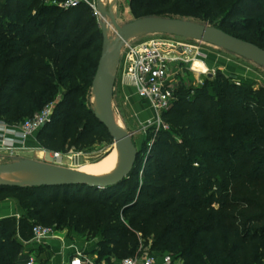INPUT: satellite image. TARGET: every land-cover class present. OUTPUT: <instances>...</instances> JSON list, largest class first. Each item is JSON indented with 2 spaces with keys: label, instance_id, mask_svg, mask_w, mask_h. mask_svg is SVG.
Masks as SVG:
<instances>
[{
  "label": "trees",
  "instance_id": "16d2710c",
  "mask_svg": "<svg viewBox=\"0 0 264 264\" xmlns=\"http://www.w3.org/2000/svg\"><path fill=\"white\" fill-rule=\"evenodd\" d=\"M16 1L21 9L7 19L0 0V121L21 125L62 85L66 97L37 135L42 147L61 153L71 142L79 150L113 142L78 102L103 48L93 10ZM170 1L132 0L131 8L140 16ZM177 2L200 3L220 29L264 48V0ZM39 4L37 14L23 12ZM162 121L169 128L157 132L145 158L140 150L134 173L109 188L0 185V203L16 199L25 210L0 219V264L27 263L23 248L35 224L100 235L99 257H135L151 242L154 253H174L184 264H264V89L222 75L201 88L182 83Z\"/></svg>",
  "mask_w": 264,
  "mask_h": 264
},
{
  "label": "rangeland",
  "instance_id": "374dc122",
  "mask_svg": "<svg viewBox=\"0 0 264 264\" xmlns=\"http://www.w3.org/2000/svg\"><path fill=\"white\" fill-rule=\"evenodd\" d=\"M131 1L132 0H105V10L110 11L111 5H113L114 14L120 25H124L130 21L146 16H161L196 21L206 24L210 27L220 29L219 25L221 20L205 18L203 7L198 2L184 7L179 5L177 0H172L159 8L146 9L141 13L140 16H136L132 11ZM1 2V12L4 18L13 19L16 16L18 10L21 9L20 7H18L19 3L16 0H13L11 2L9 8H7V0H1ZM53 2L54 0H50L45 1L44 3L51 5L53 4ZM42 4H39L36 8L25 9L23 12H28L31 15H35L37 14L39 6H41ZM96 16L102 29L103 40L102 51L99 55H97L99 68L100 62L106 51V47L104 44V29H109V37L111 40H114L117 34L115 28L112 26L110 17L104 18L101 14H98ZM159 35L163 34H148L145 36L134 38L130 42H142ZM193 43L199 47V51L203 52L205 56L203 59L198 58L199 60H195L193 66L197 71L194 73L189 72L188 79L186 82H183V84L192 88H201L204 85L215 81L219 75H222L224 78H227L230 82L236 84L237 86H251L255 90L261 88L264 89V66H260L253 61L204 42ZM121 73L122 72L119 65L115 83L114 111L116 117L120 119L122 126L127 130L128 133L131 134L133 141L142 151V157L145 158L148 155L149 148L152 145L157 132L160 129H164V125L159 120L152 119L153 113L145 103L136 100L135 97H128V94L133 95V91L130 87L122 83ZM94 80L95 77L92 81V85L89 86L88 89L84 91V93L82 92L78 99V102L84 104L87 108L95 112L97 106L96 97L99 92V87L94 83ZM66 93L67 89L65 88V86L60 85L58 94L52 100H50L41 110H43L47 106L55 108L57 104L66 97ZM0 123L3 124V122L1 121ZM38 132L30 136L22 137L21 141L17 143L9 141L7 143L0 144V163H13L27 159H34L71 169L86 170L89 164L98 162L106 157L114 148L116 143L114 140L111 143L102 142L90 148L79 150L74 146L73 142H71L67 146L66 152L55 153L42 147L41 143L37 139ZM7 144L11 146L8 147ZM39 150H45L48 157L46 159L39 158L37 153ZM56 154L61 155L62 158L57 159V157H55ZM10 201L15 200L9 199L8 202ZM24 213L25 210L22 209L21 214ZM66 230H69L68 226L61 227V229H59V231L61 232H64ZM101 240L102 237L100 235L90 238L87 232L81 233V235H77L76 237V242L81 245L84 250H86L87 248H95L92 252H88V254H86V256L88 255L89 257L98 255ZM150 245L151 242L147 244L144 243L142 252L154 253L151 250ZM23 249L24 251L26 250L25 248ZM39 250V260H45L52 254V252L48 250L47 246L44 244L40 245ZM158 254H170L172 256L173 264H184L183 260L177 257V255L174 253ZM98 260L104 261L106 260V256H98Z\"/></svg>",
  "mask_w": 264,
  "mask_h": 264
},
{
  "label": "water",
  "instance_id": "95a60500",
  "mask_svg": "<svg viewBox=\"0 0 264 264\" xmlns=\"http://www.w3.org/2000/svg\"><path fill=\"white\" fill-rule=\"evenodd\" d=\"M102 1L103 0H98L99 13L104 18H111V23L116 30L117 36L114 40H111L109 37V29H104V44L106 51L94 80L96 84L99 71L101 67H103L99 92L96 97V103L100 109V114H98L97 110L95 114L100 122L108 129L112 139L118 143L121 148L124 156L122 168L113 176L99 177L82 170L71 169L34 159H27L13 163H0V177L8 173L28 170L58 175L65 180L56 183V185H83L97 189H106L123 182L134 173L140 149L133 141L131 134L124 131L119 126L114 111L115 83L121 61V51L124 45L134 38L157 33L185 37L222 48L253 61L260 66H264L263 47L227 31L210 27L196 21L161 16H146L120 25L114 14L113 5H111L110 11L103 10ZM112 65L115 66L114 74L109 76L107 68ZM45 125L46 123L43 126ZM0 185L17 184L0 183Z\"/></svg>",
  "mask_w": 264,
  "mask_h": 264
},
{
  "label": "built area",
  "instance_id": "2783aa9c",
  "mask_svg": "<svg viewBox=\"0 0 264 264\" xmlns=\"http://www.w3.org/2000/svg\"><path fill=\"white\" fill-rule=\"evenodd\" d=\"M53 4L64 9L87 5L95 15L100 14L98 0H54ZM193 42L203 43L185 37L163 34L142 42H129L122 48L120 61L122 83L135 89L140 101L152 111V119L163 123L164 129L169 126L162 121V115L176 100L177 88L187 81L189 72L197 71L193 66L195 60L203 59L205 56ZM53 114L54 108L47 106L33 117L26 119L21 125L13 126L11 130L17 132L21 140L22 137L37 133L45 123L51 121ZM3 141L9 142V140ZM7 146L11 145L7 144ZM58 232L59 229L55 226L35 224L32 238L25 244L38 246L46 244L51 239L60 238ZM158 255L142 252L138 256L122 259L121 264H173L170 254L159 257ZM35 263L36 257L30 254L27 264ZM90 263L91 261L87 260L81 252H77L69 264Z\"/></svg>",
  "mask_w": 264,
  "mask_h": 264
},
{
  "label": "crops",
  "instance_id": "0c3cea01",
  "mask_svg": "<svg viewBox=\"0 0 264 264\" xmlns=\"http://www.w3.org/2000/svg\"><path fill=\"white\" fill-rule=\"evenodd\" d=\"M126 86L130 87L133 91V95L128 94V97L129 98L135 97L136 100L140 101V99L138 98L135 92V89L130 85H126ZM12 128L14 127L6 125L4 123L3 124L0 123V144L4 143L3 140H9L15 143L21 141L20 140L21 136H18L17 132L11 130ZM14 200L15 201H10V202H8L7 200L0 203V219L8 216H15L17 218L18 217L20 218L21 215H23L21 214L23 208L21 207L19 201L16 199ZM58 233L60 238L51 239L46 244H44L47 246L48 250L52 252V254L45 260L38 259V255L40 253L39 250L40 246L35 244H24L26 249L25 252L28 256V259L30 254H33L36 257L35 264H69L71 258L77 252H81L82 255H84L87 260L91 261L90 264H121V259L116 258L114 256L110 258L106 257V260L104 261L103 260L99 261L98 255H95L94 257H89L88 255L86 256L88 252H92L95 248H87L86 250H84L83 247L76 242L77 235H81V233L74 228L69 227V230H66L64 232L59 231ZM159 256L160 255H158V257Z\"/></svg>",
  "mask_w": 264,
  "mask_h": 264
},
{
  "label": "bare ground",
  "instance_id": "6f19581e",
  "mask_svg": "<svg viewBox=\"0 0 264 264\" xmlns=\"http://www.w3.org/2000/svg\"><path fill=\"white\" fill-rule=\"evenodd\" d=\"M104 4H105V0L102 1L103 10H105ZM114 70H115L114 65L108 67L107 68L108 75L112 76L114 74ZM102 74H103V67H101L98 77H97L96 85L98 87L101 83ZM96 110L98 114H100V109L98 106H96ZM116 120L119 126L124 131H127L122 126L120 119L118 117H116ZM37 153H38L39 158L41 159H46L48 157L45 150H39ZM55 157H57V159L62 158V156L58 154H56ZM123 162H124V156H123L122 150L119 147L118 143H115L114 148L110 151V153L106 157H104L102 160L98 162L89 164L86 170L85 169H81V170L88 172L92 175L99 176V177H110L116 174L122 168ZM63 181L65 180L58 175L44 173V172L28 171V170L8 173L0 177V183L17 184V185H22V186L45 184V183L56 184V183H60Z\"/></svg>",
  "mask_w": 264,
  "mask_h": 264
}]
</instances>
